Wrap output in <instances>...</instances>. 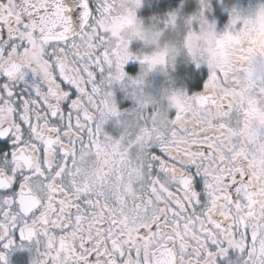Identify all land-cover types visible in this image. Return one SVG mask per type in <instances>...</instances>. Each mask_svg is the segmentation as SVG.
I'll return each mask as SVG.
<instances>
[{
	"label": "snow or ice",
	"instance_id": "obj_1",
	"mask_svg": "<svg viewBox=\"0 0 264 264\" xmlns=\"http://www.w3.org/2000/svg\"><path fill=\"white\" fill-rule=\"evenodd\" d=\"M140 6L0 0V264L17 247L33 264H264V28L162 127L115 97L141 83L129 61L166 64L122 39Z\"/></svg>",
	"mask_w": 264,
	"mask_h": 264
},
{
	"label": "clouds",
	"instance_id": "obj_2",
	"mask_svg": "<svg viewBox=\"0 0 264 264\" xmlns=\"http://www.w3.org/2000/svg\"><path fill=\"white\" fill-rule=\"evenodd\" d=\"M127 2L132 3V0ZM142 2L143 0L141 4ZM218 3L229 13V22L240 17L248 20V24L239 30L235 27L230 29L228 25L220 30L217 18L210 15L213 11L211 0H199V6L192 13L179 17L182 23L178 22L176 12L167 13L163 20L158 16L149 17L146 23L145 18L136 15V8L132 22L119 27L122 39L131 52L139 56L163 57L166 60V64L158 63L151 71L148 65H141L140 71L135 76H130L141 83L129 90L134 105H155L154 118L162 127L167 125L178 102L183 99V88H174L169 74V69L175 67L178 57L195 65H208L209 61L216 60L232 65L239 59L250 35L264 28V4L253 12L244 14L229 0H218ZM169 14L175 18L174 21ZM103 23L106 28L111 29L119 24V17H106ZM133 42H139L141 46L132 50L130 45ZM154 72H160L169 80L168 87L161 89L159 97L145 90L147 78ZM38 260L33 254L30 264Z\"/></svg>",
	"mask_w": 264,
	"mask_h": 264
},
{
	"label": "flooded vegetation",
	"instance_id": "obj_3",
	"mask_svg": "<svg viewBox=\"0 0 264 264\" xmlns=\"http://www.w3.org/2000/svg\"><path fill=\"white\" fill-rule=\"evenodd\" d=\"M190 1V0H188ZM181 2V0H143L141 6L137 8L136 10V15L138 17H143L145 18V22L147 23V18L152 17V16H158L162 17L163 19L166 17L167 13L170 12H176L177 16L181 15V12H177V4ZM183 3H186V0H184ZM184 7H182L180 10H182ZM152 11H154L152 13ZM253 12V11H252ZM137 42H133L130 45V48L132 50L137 49ZM141 65L139 61L137 60H131L125 65V71L129 76H135L139 71H140ZM157 72L152 73L146 81L147 87L146 91L152 93L154 96L159 97L160 91L164 87H168L166 83L168 81H160V78ZM154 76L156 78L155 81L151 80V77ZM154 78V79H155ZM33 79L36 80L37 83H39V78H33L32 74L29 72L28 76L26 77V81L28 82L25 87H29L33 81ZM206 78L204 77L203 79H200L196 81V83H193V81H190L191 85H187V91L189 93L199 91L202 89L203 84L205 82ZM169 83V82H168ZM174 88H183V85L180 86H175L172 84ZM115 97L117 100L118 107L121 109L125 108H131L134 105L133 100L131 99L130 96H128L123 90L120 89V87L117 85L115 86ZM106 130L109 132L113 131V124L112 122H109L106 126ZM0 143H3V140L0 139ZM34 254L33 251H29L27 248H20L17 247L16 249L12 250L9 253V264H30V260L32 255Z\"/></svg>",
	"mask_w": 264,
	"mask_h": 264
},
{
	"label": "rangeland",
	"instance_id": "obj_4",
	"mask_svg": "<svg viewBox=\"0 0 264 264\" xmlns=\"http://www.w3.org/2000/svg\"><path fill=\"white\" fill-rule=\"evenodd\" d=\"M216 2V3H215ZM230 3L235 4L242 13L248 14L252 11H254L258 6L264 4V0H229ZM212 5V13L211 16H215L218 21V28L220 30H223L229 23L230 16L227 11L224 10L223 6L218 3V0L214 1L211 0ZM199 6V0H186V3L179 2L176 6L177 12H181V15L178 16V22L182 21L179 19L180 16H187L188 14L192 13L197 7ZM182 7H184L182 10H180ZM154 11H152L153 13ZM161 20H163L162 17H160ZM166 18V17H165ZM164 18V19H165ZM148 22V21H147ZM161 26H163L161 24ZM137 48H139L141 45L139 42L136 43ZM208 67L207 65H200L197 67V65L193 63H187L184 62L182 57H178L177 61L175 63V67L172 69H169V74L171 77V83L173 85H183L184 89H187V85H191L190 81H193V83H196V81L203 79L204 77L207 78L208 75ZM160 78V81H168V78H166L163 74L160 72H157ZM152 76L151 80L155 81L156 78ZM166 83L168 86L169 83ZM187 84V85H186Z\"/></svg>",
	"mask_w": 264,
	"mask_h": 264
},
{
	"label": "trees",
	"instance_id": "obj_5",
	"mask_svg": "<svg viewBox=\"0 0 264 264\" xmlns=\"http://www.w3.org/2000/svg\"><path fill=\"white\" fill-rule=\"evenodd\" d=\"M214 1H216V0H214ZM216 3V2H215Z\"/></svg>",
	"mask_w": 264,
	"mask_h": 264
}]
</instances>
